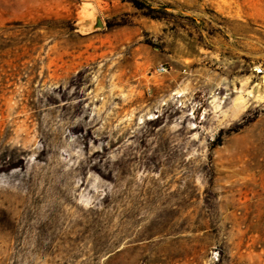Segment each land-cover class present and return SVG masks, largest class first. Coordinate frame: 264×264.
I'll return each instance as SVG.
<instances>
[{
	"label": "rangeland",
	"instance_id": "rangeland-1",
	"mask_svg": "<svg viewBox=\"0 0 264 264\" xmlns=\"http://www.w3.org/2000/svg\"><path fill=\"white\" fill-rule=\"evenodd\" d=\"M19 126L0 264H264V0H0V151Z\"/></svg>",
	"mask_w": 264,
	"mask_h": 264
},
{
	"label": "bare ground",
	"instance_id": "bare-ground-1",
	"mask_svg": "<svg viewBox=\"0 0 264 264\" xmlns=\"http://www.w3.org/2000/svg\"><path fill=\"white\" fill-rule=\"evenodd\" d=\"M179 93V92H178ZM180 95L182 93H179ZM79 104H71L69 105L67 108L69 109V111L71 113H74L77 111V109L79 108ZM65 106L61 105V106H49L46 107L45 105H41L39 102L35 103L34 105V110H32L33 114H38L41 113L42 111H44V109H46L48 112V114H50L51 116L49 117L50 120H54V116L55 113H61L63 111ZM4 112L6 113V115L4 116V118H8L9 116H11V119L13 122H16V118L19 117V115L23 112H27V110L24 109H19L18 105H7L5 107ZM51 122V121H50ZM27 133V130L23 129L22 126H19L16 130H15V137L17 138V146L13 145L10 146L8 148L2 149L0 151V171L3 170L5 171L7 168H10L11 166H22L23 165V153L25 151L24 147H21V144H24L28 141V139L26 138V136H24ZM8 133L5 131L3 133V135H7ZM47 136L52 138V141L49 143L50 147H55L57 144V131L54 128H50L47 130ZM44 136V139L47 137ZM44 141V140H43ZM19 142H20V147L19 146ZM47 147L45 145H38V146H34L33 147V151L37 152V155L39 157H42L45 152H46ZM152 159V157H151ZM59 162H62L64 164V162L58 158ZM177 160L180 163L181 162V155L180 153L177 154ZM156 164V162H154ZM177 163V162H176ZM177 165V164H176ZM20 171V168L16 170L15 173H18ZM74 167H67L64 169L63 172V177L67 178L68 180H74L72 182L71 187L69 188H64V192L65 195L64 198L68 201L73 200V195L75 194V190H77L78 187H80L83 184V180H80L79 182L76 181V179L73 178L74 176ZM100 171V170H99ZM80 173H84V170L81 171ZM79 173V174H80ZM100 173H102V171H100ZM77 182V184H76ZM57 189V188H56ZM57 192V191H56ZM54 197V194H52ZM41 198L44 200L46 199L45 196L43 195V193L41 194ZM46 213L44 218L40 219L38 226L41 228V234H46L47 235H51L56 237L57 235H60V231L61 228H63V225L67 223V219L66 217L62 216L59 213V208L56 205V203H54V199L52 202L49 201V204L46 208ZM77 222V219L74 218V220H69L68 219V225L69 227L75 225V223ZM40 234V233H39Z\"/></svg>",
	"mask_w": 264,
	"mask_h": 264
},
{
	"label": "water",
	"instance_id": "water-1",
	"mask_svg": "<svg viewBox=\"0 0 264 264\" xmlns=\"http://www.w3.org/2000/svg\"><path fill=\"white\" fill-rule=\"evenodd\" d=\"M97 26H102V21L100 17L98 16V14L95 15L94 22L89 25L88 29L92 30V29H95Z\"/></svg>",
	"mask_w": 264,
	"mask_h": 264
},
{
	"label": "built area",
	"instance_id": "built-area-1",
	"mask_svg": "<svg viewBox=\"0 0 264 264\" xmlns=\"http://www.w3.org/2000/svg\"><path fill=\"white\" fill-rule=\"evenodd\" d=\"M158 71L163 72L167 70V67L164 64H160L157 68Z\"/></svg>",
	"mask_w": 264,
	"mask_h": 264
}]
</instances>
